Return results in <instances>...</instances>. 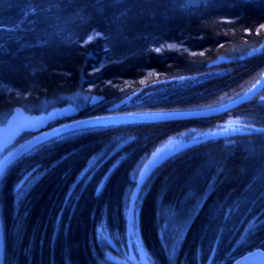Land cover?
<instances>
[{
  "label": "trees",
  "instance_id": "trees-1",
  "mask_svg": "<svg viewBox=\"0 0 264 264\" xmlns=\"http://www.w3.org/2000/svg\"><path fill=\"white\" fill-rule=\"evenodd\" d=\"M263 72L264 0L0 5V116L45 114L72 95L94 99L46 128L107 114L214 107ZM183 77L199 80L110 109L145 86ZM230 120L250 130L185 148L146 179L138 200L142 244L153 264H231L264 250L263 90L218 116L89 128L19 158L0 176L3 264H108L97 229L124 236L141 162L169 138ZM28 172L32 182L16 191Z\"/></svg>",
  "mask_w": 264,
  "mask_h": 264
},
{
  "label": "rangeland",
  "instance_id": "rangeland-1",
  "mask_svg": "<svg viewBox=\"0 0 264 264\" xmlns=\"http://www.w3.org/2000/svg\"><path fill=\"white\" fill-rule=\"evenodd\" d=\"M197 78H177L164 81H158L151 85L145 86L135 94L115 103L110 109L129 104L133 100L139 98H154L158 95H165L170 85L175 88L179 85L182 87L193 85L198 82ZM158 88V89H157ZM171 89V88H170ZM138 96V97H137ZM60 102H65V107L52 110L41 115H31L23 110H15L7 112L0 116V158L10 151L16 145L24 142L21 141L15 145V141L21 134L30 132L33 136L37 131H42L50 123L57 119L66 117L68 114L77 113L87 102H94V99L84 97L83 95H72L59 99ZM58 100V101H59ZM121 104V102H124ZM59 125V124H57ZM56 126V125H54ZM53 127V126H52ZM50 128V127H49ZM237 120H230L224 125L205 131H190L179 136L172 137L164 141L161 145L155 148L139 165L133 177V188L128 197V202L124 211L126 231L121 239L112 237L105 228L97 229L98 239L102 240L105 245L104 258L108 264H153L149 254L145 250L139 231V210L138 200L143 184L149 175L155 170L154 166L168 154H173L185 145L199 143L209 138L218 136H227L234 133L249 131ZM30 136V137H31ZM29 137V138H30ZM11 147L10 149H8ZM3 149H6L2 152ZM174 155V154H173ZM172 155V156H173ZM171 156V157H172ZM167 160V159H166ZM32 172H28L15 186V190L28 188L32 182ZM212 257V256H211ZM206 264H210V260Z\"/></svg>",
  "mask_w": 264,
  "mask_h": 264
},
{
  "label": "water",
  "instance_id": "water-1",
  "mask_svg": "<svg viewBox=\"0 0 264 264\" xmlns=\"http://www.w3.org/2000/svg\"><path fill=\"white\" fill-rule=\"evenodd\" d=\"M264 90V72L259 77V79L244 93L240 94L239 96L229 100L221 105H217L210 108L199 109V110H185V111H171V112H156V113H117V114H107L95 117H88L84 119H77L68 121L65 123H61L59 125L44 128L42 131H37L33 134L30 138L25 140L24 142L16 145L10 151H8L5 155L0 158V166H3V172L11 166L15 161L19 158L27 154L29 149L33 150L34 148L38 147L41 144H44L53 139H47V133H50L55 128H60L64 125H71L73 122H87L92 121L95 122L97 120L103 121L105 126L110 125H120V124H139V123H159V122H170V121H184V120H192V119H204L213 116H218L224 113H228L237 109L238 107L244 105L245 103L249 102L253 98H255L259 93ZM125 103L121 102V104ZM95 128V127H92ZM89 129V128H88ZM236 134V133H234ZM231 134V135H234ZM41 137L44 142H38L37 137ZM230 136V135H227ZM226 136H218L209 139H216ZM196 143H192L189 145H185L184 147L180 148L173 154H177L178 152L188 148ZM173 154H168L167 156L163 157L160 162H158L155 166L158 167L161 165L166 159L170 158ZM2 172V173H3ZM0 173V176L1 174ZM1 218V217H0ZM0 264H3V232H2V225L0 220ZM231 264H264V250L255 249L252 250L234 260Z\"/></svg>",
  "mask_w": 264,
  "mask_h": 264
},
{
  "label": "snow or ice",
  "instance_id": "snow-or-ice-1",
  "mask_svg": "<svg viewBox=\"0 0 264 264\" xmlns=\"http://www.w3.org/2000/svg\"><path fill=\"white\" fill-rule=\"evenodd\" d=\"M4 3V0H0V5ZM105 126L103 121H81V122H73L71 125H64L60 128L53 129L50 133L45 134L47 139H63L65 135H78L82 131L92 128V127H102ZM38 142H44L41 137H37ZM31 151V149H29ZM3 172V166H0V173ZM99 192V189H98ZM26 195V191L23 193Z\"/></svg>",
  "mask_w": 264,
  "mask_h": 264
},
{
  "label": "bare ground",
  "instance_id": "bare-ground-1",
  "mask_svg": "<svg viewBox=\"0 0 264 264\" xmlns=\"http://www.w3.org/2000/svg\"><path fill=\"white\" fill-rule=\"evenodd\" d=\"M251 101V100H250ZM152 113H156V112H152ZM88 118V117H87ZM81 119H84V118H81ZM209 140H212V139H209ZM204 141H207V140H204ZM203 142V141H202ZM157 168V167H156ZM3 174V173H2ZM1 174V175H2ZM0 220H1V218H0ZM1 225H2V220H1ZM2 232H3V229H2Z\"/></svg>",
  "mask_w": 264,
  "mask_h": 264
},
{
  "label": "flooded vegetation",
  "instance_id": "flooded-vegetation-1",
  "mask_svg": "<svg viewBox=\"0 0 264 264\" xmlns=\"http://www.w3.org/2000/svg\"><path fill=\"white\" fill-rule=\"evenodd\" d=\"M4 150H6V149H3L2 152H3Z\"/></svg>",
  "mask_w": 264,
  "mask_h": 264
}]
</instances>
